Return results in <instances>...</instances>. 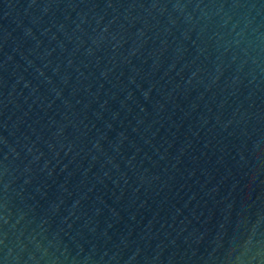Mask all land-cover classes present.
Segmentation results:
<instances>
[{"label":"water","instance_id":"95a60500","mask_svg":"<svg viewBox=\"0 0 264 264\" xmlns=\"http://www.w3.org/2000/svg\"><path fill=\"white\" fill-rule=\"evenodd\" d=\"M0 264H264V0H0Z\"/></svg>","mask_w":264,"mask_h":264}]
</instances>
